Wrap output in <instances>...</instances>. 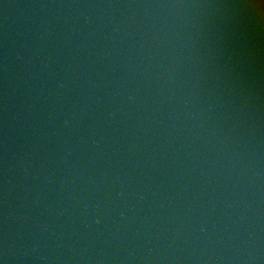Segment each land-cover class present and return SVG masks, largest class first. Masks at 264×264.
Returning a JSON list of instances; mask_svg holds the SVG:
<instances>
[{
    "label": "water",
    "instance_id": "obj_1",
    "mask_svg": "<svg viewBox=\"0 0 264 264\" xmlns=\"http://www.w3.org/2000/svg\"><path fill=\"white\" fill-rule=\"evenodd\" d=\"M0 264H264V2L0 0Z\"/></svg>",
    "mask_w": 264,
    "mask_h": 264
},
{
    "label": "snow or ice",
    "instance_id": "obj_2",
    "mask_svg": "<svg viewBox=\"0 0 264 264\" xmlns=\"http://www.w3.org/2000/svg\"><path fill=\"white\" fill-rule=\"evenodd\" d=\"M262 2H264V0H262Z\"/></svg>",
    "mask_w": 264,
    "mask_h": 264
}]
</instances>
